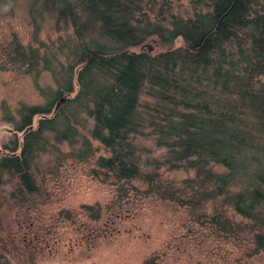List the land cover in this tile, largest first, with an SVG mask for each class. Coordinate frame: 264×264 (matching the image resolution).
Here are the masks:
<instances>
[{
	"label": "trees",
	"instance_id": "obj_1",
	"mask_svg": "<svg viewBox=\"0 0 264 264\" xmlns=\"http://www.w3.org/2000/svg\"><path fill=\"white\" fill-rule=\"evenodd\" d=\"M188 3L27 2L32 21L48 16L72 33L47 45L36 26V45L1 47L0 67L33 73L43 100L19 103L21 138L0 153V264H15L5 254L15 224L21 240L40 236L51 155L92 164L90 174L116 185L109 203L80 205L91 219L117 215L130 193L155 197L183 206L210 235L249 243V255L264 250V0ZM152 39L164 49L153 52ZM44 68L52 85L38 82ZM162 168L193 173L176 184Z\"/></svg>",
	"mask_w": 264,
	"mask_h": 264
},
{
	"label": "rangeland",
	"instance_id": "obj_2",
	"mask_svg": "<svg viewBox=\"0 0 264 264\" xmlns=\"http://www.w3.org/2000/svg\"><path fill=\"white\" fill-rule=\"evenodd\" d=\"M29 0H0V63L3 60L2 44L18 40L23 45H36L37 38L47 45L58 37L72 33L71 28L54 27L51 17L32 21L26 7ZM180 8L189 0H173ZM180 39L175 41V45ZM153 52L164 47L152 39L146 43ZM22 67H0V153L8 151L21 138L15 129L19 119L16 107L20 102L38 103L43 100L33 81V73ZM50 72V71H49ZM40 85H52L46 69L38 76ZM4 105L7 110H5ZM8 112L9 114H7ZM8 116V118H7ZM37 116H33L34 124ZM96 142V141H95ZM145 144H150L144 141ZM64 148H68L64 145ZM155 150V154L160 153ZM92 164L70 159L56 160L51 155L42 183L46 199L40 212H35L39 237L31 233L21 240L25 229L14 225L13 245L5 252L15 264H144L147 257L156 256L157 264H264V250L247 253L249 243L240 248L232 241L210 235L208 230L193 221L194 216L183 206L155 197H138L130 193L124 197L122 210L110 214L107 210L98 219H91L80 210L82 203H109L116 198V185L100 181L90 174ZM162 177L176 184L193 172L181 168L161 169ZM48 172V171H45ZM70 209L72 219L58 216L61 209ZM209 208V207H208ZM210 211V208L207 209ZM227 213L232 214L231 210ZM233 216V214H232ZM234 219H240L235 214Z\"/></svg>",
	"mask_w": 264,
	"mask_h": 264
}]
</instances>
